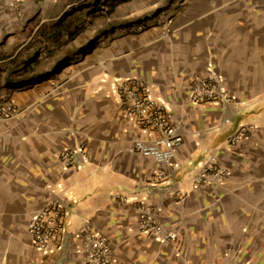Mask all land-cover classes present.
<instances>
[{
    "label": "crops",
    "instance_id": "1",
    "mask_svg": "<svg viewBox=\"0 0 264 264\" xmlns=\"http://www.w3.org/2000/svg\"><path fill=\"white\" fill-rule=\"evenodd\" d=\"M57 1L0 0V108L19 111L0 119V264H85L89 236L107 242L112 264H264V0H133L90 54L52 61L46 20L20 35ZM211 76L224 99L195 104L190 85ZM131 77L183 127L171 167L134 150L157 134L121 109L118 84ZM241 127L252 130L228 144ZM213 155L228 176L199 183ZM52 199L67 230L41 252L29 225ZM141 206L157 211L161 236L143 232Z\"/></svg>",
    "mask_w": 264,
    "mask_h": 264
},
{
    "label": "built area",
    "instance_id": "2",
    "mask_svg": "<svg viewBox=\"0 0 264 264\" xmlns=\"http://www.w3.org/2000/svg\"><path fill=\"white\" fill-rule=\"evenodd\" d=\"M190 95L191 100L197 105L225 97L222 82L213 76L197 77L190 85ZM118 97L121 109L126 115L135 118L145 130L157 134L153 140L148 142L137 140L134 150L145 157H150L164 164L166 167H171L176 152L183 143L182 125H175L170 121L166 105L151 99L148 86L137 77L123 79L119 82ZM18 114V109L9 102L4 103L0 108V119L2 120H9ZM251 130L249 127L239 128L230 136L228 144H237ZM75 154V150L66 151L62 154L63 165L66 167L74 165ZM169 176V171H162L156 175L155 179L163 180ZM227 176L228 172L218 166L217 157L213 155L204 166L197 181L199 183L204 180L222 183ZM157 214V211L150 207L141 206L139 208L143 232L154 236L163 234L157 220ZM66 217V208L59 199L50 200L48 205L33 216L29 230L39 251L48 252L51 250L57 239L66 232ZM86 230L87 226H83L81 229L83 233ZM163 238L175 240L177 234L167 233ZM84 261L85 264H112L111 251L107 242L98 236L87 237L84 246Z\"/></svg>",
    "mask_w": 264,
    "mask_h": 264
},
{
    "label": "rangeland",
    "instance_id": "3",
    "mask_svg": "<svg viewBox=\"0 0 264 264\" xmlns=\"http://www.w3.org/2000/svg\"><path fill=\"white\" fill-rule=\"evenodd\" d=\"M102 1V0H101ZM104 0L103 5L101 6L100 10H98L97 12L94 11V6H91L89 3V0H84L81 2H76V0H61V1H57V2H53L47 9H45L43 11V16L42 18H39L36 22L32 23L30 26V30L26 32V34H22L20 35V37L22 39L27 40L29 38V36L31 35V33L33 32V29L37 26H39V23H41V21L46 20V22L44 23L43 27L44 29L42 30V33L51 28L55 23H57L58 21H60L65 15H68L71 12H76L78 13L77 15H85L83 16L80 25L85 26L84 30L82 31V33L73 41L64 43L66 40V38L64 37L61 42L56 45L53 46L51 45L50 47H52L53 50V55H52V61L53 60H59L62 58H68V57H79L78 55L84 54L86 53V55L90 54V52L92 51L91 48H85L86 44L90 41L91 42V46L95 45L96 41L98 42L99 39L96 38L93 39V37L98 34L99 31H103L104 28H106V26L108 25L107 22V17H105V14L108 10V6L110 3H115L114 0L111 1H107ZM155 2L160 3L162 0H153ZM91 8H88L89 6ZM173 8L174 11L177 10L178 6L175 4V6L171 7ZM159 5L157 7V11L154 12L152 11L151 13H162L163 11H165L166 9ZM156 10V9H155ZM115 13H126V10H123V8L120 7V10L118 9V11H116ZM29 20V17L26 16L25 20L21 21L20 24L23 25H27L30 24L27 23ZM92 21V22H91ZM14 20L10 19L8 20L7 23H9V25H15L13 24ZM91 22V23H90ZM19 24V23H18ZM21 25V26H23ZM33 28V29H32ZM42 37V35H41ZM94 47V46H93ZM43 52L46 53V49H42ZM45 55V54H43ZM76 55V56H75ZM37 64V63H36ZM38 65V64H37ZM38 69H44L43 65H38L37 66ZM60 68V66L58 67ZM57 68V69H58Z\"/></svg>",
    "mask_w": 264,
    "mask_h": 264
},
{
    "label": "trees",
    "instance_id": "4",
    "mask_svg": "<svg viewBox=\"0 0 264 264\" xmlns=\"http://www.w3.org/2000/svg\"><path fill=\"white\" fill-rule=\"evenodd\" d=\"M108 2L111 0H107ZM106 1V2H107ZM133 0H119L115 3H110L108 10L105 14V17H110L113 13L116 12V8L123 3H128ZM89 4L94 6V11L97 12L100 10L103 5L104 0H89ZM89 6V5H88ZM88 8H91L90 6ZM76 12H71L68 15H65L60 21L55 23L51 28L45 30L42 35V40L46 42H56L59 44L65 35L68 36V39L64 42H70L75 40L79 34L84 30L85 26L80 25V22L85 15H77ZM92 22V21H91ZM90 22V23H91Z\"/></svg>",
    "mask_w": 264,
    "mask_h": 264
}]
</instances>
